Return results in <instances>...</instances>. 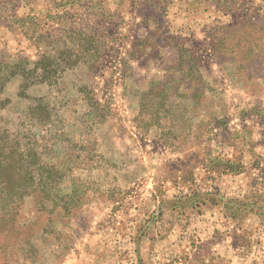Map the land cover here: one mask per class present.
<instances>
[{"label":"rangeland","instance_id":"rangeland-1","mask_svg":"<svg viewBox=\"0 0 264 264\" xmlns=\"http://www.w3.org/2000/svg\"><path fill=\"white\" fill-rule=\"evenodd\" d=\"M43 59L51 85L21 96L16 75L0 95V129L30 137L51 179L36 169L28 196L0 202V264H124L143 196L218 202L193 185L237 176L222 160L263 182L264 0H0L1 66Z\"/></svg>","mask_w":264,"mask_h":264},{"label":"crops","instance_id":"crops-1","mask_svg":"<svg viewBox=\"0 0 264 264\" xmlns=\"http://www.w3.org/2000/svg\"><path fill=\"white\" fill-rule=\"evenodd\" d=\"M253 163L255 164H244V174L240 172L237 176L226 179L228 185L222 178L221 182L224 183L220 188H207L205 191L201 187L204 182L194 184L197 191L212 192L223 198L222 202H198L194 207L195 212L193 208L188 213L173 208L162 209L155 201L150 200L149 194L143 196L138 206V214L146 217L142 232L139 230L141 226L131 231L134 246L127 256L121 258L115 255L117 261L124 264H146L148 255H156L154 258L158 263L154 261L150 264H161L165 261V256L170 254L174 259L170 264H264V219L255 211L243 214L225 209L226 201L232 209L242 208L248 202V196L251 197L254 193L264 198V185L261 182H253L250 186L246 184L250 175H254L257 170L251 169ZM258 170L260 173L263 171ZM260 176L258 180L264 174ZM230 181H234V184ZM237 189L240 192L237 198H229L228 195L234 194ZM262 202L264 203V199ZM191 223H194L192 228ZM154 242H159L161 247H165L164 250L160 248L154 254ZM115 261L111 258L107 263Z\"/></svg>","mask_w":264,"mask_h":264},{"label":"trees","instance_id":"trees-1","mask_svg":"<svg viewBox=\"0 0 264 264\" xmlns=\"http://www.w3.org/2000/svg\"><path fill=\"white\" fill-rule=\"evenodd\" d=\"M54 62L49 59H43L35 63L33 68H27L25 64L19 63L11 68H3L0 64V95L2 94L5 84L13 76L21 77L20 94L24 96L26 91L34 85H51L54 81L53 68ZM2 69V70H1ZM4 101H0V106L3 107ZM34 108V109H33ZM30 120L37 121L38 123L45 121L48 118L47 106L42 104L41 99L37 100L35 107H32L28 112ZM26 144H22L23 139L19 138L16 131L10 133L7 129H0V202L10 200L16 202L28 196L29 191L34 188L36 169L40 171V176L46 174L43 188H47L51 184L50 171L47 166L38 162L35 148L30 137H25ZM261 145H264L261 144ZM264 147V146H263ZM223 172L240 173L241 165H238V170L234 172L235 168L233 161L222 160ZM227 169V170H226ZM219 171V170H215ZM261 185H264V177ZM28 191V192H27ZM28 194V195H27ZM31 195V194H30ZM204 197L212 196L222 202L223 198L215 193H203ZM251 198V200H249ZM247 198L245 206L242 208H235L228 206V201L225 202V206L228 211L232 213H243L255 211L262 219H264V203L261 195L254 193L253 196ZM199 212V211H198ZM142 232V231H141Z\"/></svg>","mask_w":264,"mask_h":264}]
</instances>
